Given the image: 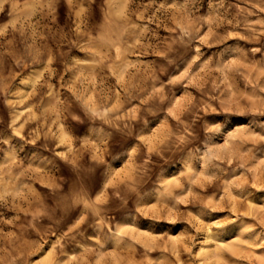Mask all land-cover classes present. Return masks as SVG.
Segmentation results:
<instances>
[{
    "label": "clouds",
    "instance_id": "clouds-1",
    "mask_svg": "<svg viewBox=\"0 0 264 264\" xmlns=\"http://www.w3.org/2000/svg\"><path fill=\"white\" fill-rule=\"evenodd\" d=\"M199 2L184 0L179 3L174 0L171 5L160 4L156 10L160 15L153 13L147 17L158 27L168 28L169 37L160 41L154 29L141 23L156 0H148L147 5L139 4L137 0H118V3L117 0H64L69 12L63 26L57 12L61 0H25V6L31 12L19 21L22 27L16 29L22 38L23 52H7L0 41V93L5 96V105L16 109L31 100L32 105L25 111L36 124L35 128L28 129L25 136L24 125L17 118L18 113L10 112L9 133L0 134V151L6 150L15 155L6 163L0 162V203L16 208L18 212L24 211L18 206L22 193L32 194V182L55 176L54 184H41V187L47 188L44 198L48 201L41 215L47 217L50 225L59 227L67 215L65 204L72 199L74 192L109 191L110 195L102 204L97 205L92 199L90 204L80 206L77 213V227L87 223L90 230L80 233L82 243L95 245L85 251V256L92 258L88 264H97L100 257L110 262L113 253L103 251L105 245L109 242L115 245L117 236H127V232L119 227V219L108 221L105 217L118 211L122 205L126 206V202H131L135 210L137 201L142 202L149 191L158 196L161 177L170 176L173 169L177 174L188 166L203 169L206 143H220L224 139L227 129L223 127L211 140L207 135L208 127L216 123L211 117L219 115L211 105L207 108L208 118L200 112V102L183 114L173 113L176 103L173 86L182 83L185 78L176 74L181 72L182 67L190 65L193 59L200 60L206 65L204 74L222 83L227 79L225 69L235 68L241 75L246 74L249 84L264 93V84L259 79L264 75V70H257L258 75L253 76L255 69L244 59L248 54L264 55L259 48L239 53L238 44L227 43L230 37L225 28V44L218 50L211 47L203 50L201 29L207 25L210 33L218 35L216 29L222 25L210 14L198 15ZM246 2L252 3L253 0ZM18 3L19 0H0V11H3L5 4ZM261 4H264V0H257L254 6L264 12ZM240 11L248 13V9ZM37 14L38 19L33 23L32 17ZM133 16L136 20L132 19ZM41 21L46 23L42 24ZM252 23L264 26V20ZM24 24L33 30V34L36 28H46L56 41L57 49L67 45L68 51H58L53 55L51 49L46 48V64H39L34 56L35 42H28ZM149 34L157 37L156 45L144 43V38ZM4 35V32H0V37ZM8 43L11 44V41ZM161 47L163 50H160ZM73 49L79 55H72ZM149 50L158 60L134 62L127 59L128 55L148 56ZM6 55L19 69V72L13 71L7 78L2 71ZM57 59L63 65L59 89L51 84V78L56 75L52 64ZM30 65H35L28 72L29 76L38 77L35 84L21 78L18 84L21 90L7 92V82L16 79ZM65 75L69 79H64ZM236 86L235 80L229 81L225 90ZM45 88L55 89V99L42 106L44 98L53 95L47 91L41 95V90ZM60 89L66 93L63 99L60 98ZM217 90L218 86L213 84L204 95L211 94L214 100L219 101ZM9 95L18 99L10 100ZM37 97L40 99L37 100ZM166 117L175 120L174 127L167 123ZM161 121H165L168 134L156 147L149 148V136L154 134L153 129ZM62 135L71 138V148L68 145L61 147L58 137ZM14 139L19 147L12 143ZM260 140L264 141V137ZM28 149L31 151L25 164L20 156ZM172 152L181 153L175 164H170L167 158ZM129 161L135 164L133 177L112 185L111 179L116 169L123 168ZM233 163L225 158L220 167L211 166L208 171L215 175L207 179L211 181L221 176H234ZM22 178H27L29 183H24ZM18 181L21 184L19 188ZM71 210H75V207ZM129 218L135 219V211ZM27 226L33 227V222L28 221ZM0 253H3L0 261H7L11 255L7 249H0Z\"/></svg>",
    "mask_w": 264,
    "mask_h": 264
},
{
    "label": "rangeland",
    "instance_id": "rangeland-1",
    "mask_svg": "<svg viewBox=\"0 0 264 264\" xmlns=\"http://www.w3.org/2000/svg\"><path fill=\"white\" fill-rule=\"evenodd\" d=\"M178 2L183 3L184 0ZM256 2L257 0H253L252 3H247L246 0H200L198 15L210 14L222 25L216 29L218 35L210 33L207 25L201 29L203 50L206 51L209 47L218 50L225 44L223 36L224 29L227 28L230 37L227 43L238 44L239 53L243 54L251 48H259L264 54V26L252 23L264 20V12L254 6ZM137 3L147 5L148 0H137ZM173 3L174 0H156V4L145 13L146 19L141 22L154 29L160 41L169 37L168 28L158 27L147 17L153 13L160 15L156 11L160 4ZM260 6L264 7V4ZM240 9H248V13H243ZM30 12L31 9L25 6V0H19L17 5L5 4L3 11H0V32L5 33L0 37V41L4 43L7 52L13 50L23 52L22 38L16 29L22 27L19 21ZM57 12L63 26L69 12L64 0H61ZM37 19L38 14L32 17V22L35 23ZM132 19L136 20V17L133 16ZM224 21L230 23L224 24ZM41 23L44 24L46 21ZM23 28L29 38L28 42H35L34 56L39 64H46L48 55L46 48L51 49L53 55L58 51H68L67 45L57 49L56 41L48 34L46 28H36L34 34L27 24H24ZM9 41L11 44L8 43ZM144 43L156 45L158 40L157 37L149 34L144 38ZM160 50L163 48L161 47ZM71 54L79 55L75 49ZM127 59L134 62L158 60L151 50L148 56L128 55ZM244 59L255 69L252 71L253 76L258 75L257 70H264V55L248 54ZM215 66L214 63L213 67ZM33 67L35 65H30L16 79L7 82V92L20 91L18 84L21 78L35 84L38 77L28 75ZM52 67L56 69V75L51 78V84L59 89L63 65L57 59ZM2 71L3 76L7 78L11 72H19V69L15 67L11 57L6 55ZM205 71H207L205 63L193 59L190 65L182 67L181 72L176 73L185 78L182 83L173 86L176 103L172 111L175 114H183L186 109L200 102L199 110L205 114V118H208L207 108L211 105L219 115L211 117L216 123L208 127L207 135L211 140L222 127L226 128L223 141L206 143L202 157L203 169L188 166L179 174L173 169L170 176L161 177L158 196L149 191L143 196L142 202L137 201L135 210L131 202H126V206L122 205L118 211L105 217L108 221L119 219L121 221L119 227L127 232V236H117L115 245L111 242L107 243L103 251L113 253L110 262L100 257L97 264H264V141L260 140L264 137V93H260L259 89L249 84L245 78L246 74L241 75L235 68L225 69L227 79L223 83L220 80L209 79L204 74ZM64 79L69 77L65 75ZM259 79L261 84H264V75L259 76ZM232 80L236 81V88L225 90V85ZM213 84L218 86L219 101L214 100L211 94L204 95ZM29 90L23 89V91ZM45 91L53 95L45 97L42 106L54 102L55 99V89H42L41 95ZM60 93V98L63 99L66 95L64 89H60ZM8 99L14 100L18 97L9 95ZM36 99L39 100L40 97ZM32 103L30 100L23 106L12 109L5 105V96L0 93V134L9 133L10 112L18 113L17 118L24 125L25 136L30 127L35 128V121L30 119L25 111ZM36 115L38 116L39 113ZM183 118L181 115V119ZM165 119L168 124L175 126L174 119L169 117ZM153 133L147 141L149 148L156 147L167 136L165 121H161L153 129ZM58 141L61 147L72 146L68 135L58 137ZM12 143L19 147L15 139ZM30 151L31 149H28L20 156L25 164L28 163L27 155ZM13 155L15 153L0 151V162L6 163ZM180 157V152H172L167 158L170 164H175ZM225 158L234 161L232 169L236 174L231 177L221 176L217 180L207 179L208 176L215 175L208 169L213 165L220 167ZM134 173L135 164L129 161L123 168L116 169L111 184L123 182L133 177ZM22 180L24 183H29L27 178ZM55 182L56 177L51 175L45 177L43 181L32 182L30 186L33 193L23 192L19 200L18 206L24 211L18 212L16 208L0 203V249H7L11 254L7 261H0V264H9V262L11 264H88L92 259L85 256V251L95 245L82 243L80 233L90 230L87 223L77 227V213L80 206L90 204L92 199L97 205L102 204L110 192L107 190L74 192L72 199L65 204L67 215L61 220L59 227H56L50 225L47 217L41 215L48 204L44 198L47 188L41 187V184L52 185ZM20 186L18 181L17 187ZM73 207L75 210H71ZM134 211L135 219H130ZM30 220L33 222V227L27 226ZM13 257L18 259L13 260Z\"/></svg>",
    "mask_w": 264,
    "mask_h": 264
}]
</instances>
